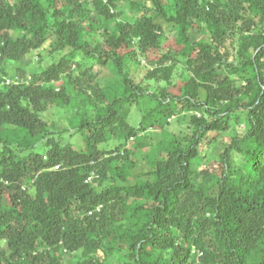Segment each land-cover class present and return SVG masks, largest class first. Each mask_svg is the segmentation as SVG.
I'll use <instances>...</instances> for the list:
<instances>
[{"label": "trees", "instance_id": "obj_1", "mask_svg": "<svg viewBox=\"0 0 264 264\" xmlns=\"http://www.w3.org/2000/svg\"><path fill=\"white\" fill-rule=\"evenodd\" d=\"M0 264H264V0H0Z\"/></svg>", "mask_w": 264, "mask_h": 264}, {"label": "rangeland", "instance_id": "obj_2", "mask_svg": "<svg viewBox=\"0 0 264 264\" xmlns=\"http://www.w3.org/2000/svg\"><path fill=\"white\" fill-rule=\"evenodd\" d=\"M49 49H51V46H47L46 45L44 50L47 51ZM33 58H35V57L33 56ZM30 59L31 58H29V56H28L24 62L25 63H31V62H33ZM128 71L131 73L132 77H134V79H135L136 82L141 83L144 87H147L149 89H152L151 83H148L145 80L146 72H145V69H143L141 63H132V64L128 65ZM104 75H105L106 78L107 77L108 78H111L112 77V75L110 74V72L109 73H106ZM153 89H155V88H153ZM146 106H152V101H150L148 99L144 100L143 102L140 103L139 109L142 110ZM137 113H138L137 110H134V111L132 110L131 111V115H132V118H134V120H137L138 119V117L136 116ZM133 115H134V117H133ZM170 125H171V128L170 129L172 131H175L178 135H182L183 134L184 128H183V126L179 122H177V120H175V119L171 120ZM114 146H115V142H113V144H110V148H113ZM206 150H207V148L202 149V154H204L206 152ZM210 153L211 152L209 151L207 153V155L209 156Z\"/></svg>", "mask_w": 264, "mask_h": 264}, {"label": "built area", "instance_id": "obj_3", "mask_svg": "<svg viewBox=\"0 0 264 264\" xmlns=\"http://www.w3.org/2000/svg\"><path fill=\"white\" fill-rule=\"evenodd\" d=\"M90 180V179H89Z\"/></svg>", "mask_w": 264, "mask_h": 264}]
</instances>
